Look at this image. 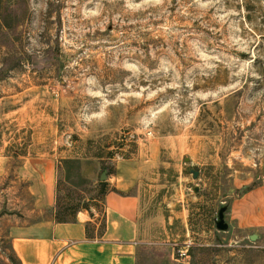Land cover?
I'll return each mask as SVG.
<instances>
[{"label":"rangeland","instance_id":"374dc122","mask_svg":"<svg viewBox=\"0 0 264 264\" xmlns=\"http://www.w3.org/2000/svg\"><path fill=\"white\" fill-rule=\"evenodd\" d=\"M6 143L0 264H19L10 219L44 217L17 156L52 149L64 219L88 202L98 226L101 174L148 161L138 264H264L238 208L264 187V0H0Z\"/></svg>","mask_w":264,"mask_h":264},{"label":"crops","instance_id":"0c3cea01","mask_svg":"<svg viewBox=\"0 0 264 264\" xmlns=\"http://www.w3.org/2000/svg\"><path fill=\"white\" fill-rule=\"evenodd\" d=\"M37 142L38 137L28 148ZM6 148L7 143L0 150V176L6 172L10 159L4 154ZM65 153L59 150L57 154L52 149L32 156H17L21 163L15 170L16 178L27 183L31 200L28 213L44 217L31 221L10 219L8 239L14 258L19 264H138L143 243L139 183L148 161L127 160L116 164L115 173L106 180L118 193L105 196V232L101 238L89 239L86 225L94 223L95 218L88 211H79L74 223L54 221L58 165L66 158ZM238 208L240 226L251 229L264 225V187L246 195Z\"/></svg>","mask_w":264,"mask_h":264},{"label":"trees","instance_id":"16d2710c","mask_svg":"<svg viewBox=\"0 0 264 264\" xmlns=\"http://www.w3.org/2000/svg\"><path fill=\"white\" fill-rule=\"evenodd\" d=\"M98 191H99V195L97 198H92L89 202H95V203H101V208H102V222L100 223V225L98 226L97 223H88L86 225V234L87 237L89 239H94V238H101L105 232L106 229V214H105V207H104V199L106 194L110 193V192H114V193H118L116 191V189L111 188L109 186V184L107 182H99L98 187H97ZM59 183L57 182V187H56V212H55V216H54V221L57 223H74L75 219H76V215L79 211L85 210L88 211L90 213V216L92 218H94V215L91 212V206L89 205V203H84L82 206L73 209L72 214L70 215V219H64L63 215H68V213L64 212V210L62 211V209L60 208V203H59ZM98 226V227H97ZM96 227L98 228L95 233L92 232L93 228Z\"/></svg>","mask_w":264,"mask_h":264},{"label":"water","instance_id":"95a60500","mask_svg":"<svg viewBox=\"0 0 264 264\" xmlns=\"http://www.w3.org/2000/svg\"><path fill=\"white\" fill-rule=\"evenodd\" d=\"M186 162H189L188 159H186ZM198 176L197 172L193 171V177L196 179ZM100 182H106L107 180V174L106 172H103L99 178ZM226 211V208L223 207L218 212V221L216 224V228L220 231H225L228 228V225L224 222V213ZM255 236L251 237V240H255ZM6 264H9L7 261H5Z\"/></svg>","mask_w":264,"mask_h":264}]
</instances>
